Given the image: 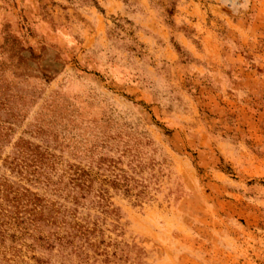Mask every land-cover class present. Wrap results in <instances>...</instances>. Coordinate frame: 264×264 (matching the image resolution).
<instances>
[{
	"label": "rangeland",
	"instance_id": "374dc122",
	"mask_svg": "<svg viewBox=\"0 0 264 264\" xmlns=\"http://www.w3.org/2000/svg\"><path fill=\"white\" fill-rule=\"evenodd\" d=\"M0 211V264H264V0H0Z\"/></svg>",
	"mask_w": 264,
	"mask_h": 264
},
{
	"label": "trees",
	"instance_id": "16d2710c",
	"mask_svg": "<svg viewBox=\"0 0 264 264\" xmlns=\"http://www.w3.org/2000/svg\"><path fill=\"white\" fill-rule=\"evenodd\" d=\"M2 214V212L0 211V215ZM1 224V223H0ZM2 224H4V222L2 223Z\"/></svg>",
	"mask_w": 264,
	"mask_h": 264
}]
</instances>
